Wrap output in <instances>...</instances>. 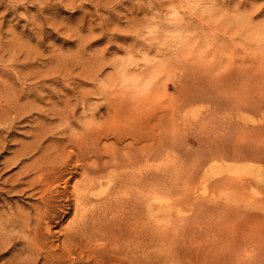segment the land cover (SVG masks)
Masks as SVG:
<instances>
[{
	"label": "rangeland",
	"instance_id": "374dc122",
	"mask_svg": "<svg viewBox=\"0 0 264 264\" xmlns=\"http://www.w3.org/2000/svg\"><path fill=\"white\" fill-rule=\"evenodd\" d=\"M31 1L5 18L2 14L9 0L0 3V20H4L0 24V58L14 68L10 71L13 79L19 73L36 83L49 75L50 81L58 80L53 84L58 91L64 83L70 84L69 91L37 102L48 115L38 111L29 115V119L37 118L35 123L22 118L5 141L6 150L1 147L6 131L0 134V220L7 211L5 197L12 198L9 204L28 207L40 195L27 187L29 178L22 181L23 192L2 189L4 180L20 169L4 167L6 159L22 142L35 140L38 121L48 124L50 131H44L34 157L42 156V166L47 168L62 159L73 162L77 139L98 121L104 157L122 147L121 151L133 145L148 147L155 142L151 135L163 133L178 139L181 151L167 144L163 151L137 164H170L174 170L168 172V178L173 179L178 174L176 167L185 160L187 172L196 170L195 176L192 181L177 182L173 194L185 187L208 195L219 191L220 182L211 184V171L193 165L215 138L254 146L260 153L237 161L213 154L208 164L227 167L234 161L246 175L259 178L264 171V0H36L34 5ZM37 90L46 92L42 86ZM84 95L89 97L86 107ZM62 98H70L67 102L72 110L66 114L70 120L59 113L67 105ZM98 105L94 117L91 107ZM131 131L142 138L136 141L132 133L121 139L118 136ZM91 140L86 138L89 144ZM156 181L150 178L147 190H159ZM132 186L137 188L135 183ZM263 194L261 184L248 189L243 197ZM190 203L187 200L183 206ZM74 207L72 200L63 226ZM213 220L216 231L228 234L219 239L223 249L232 246L231 234L262 226L259 218H235L221 210L213 214ZM51 240L59 243L56 236ZM243 250L246 255L252 251L251 247ZM8 256L4 254L2 260Z\"/></svg>",
	"mask_w": 264,
	"mask_h": 264
},
{
	"label": "bare ground",
	"instance_id": "6f19581e",
	"mask_svg": "<svg viewBox=\"0 0 264 264\" xmlns=\"http://www.w3.org/2000/svg\"><path fill=\"white\" fill-rule=\"evenodd\" d=\"M4 1L0 0V3ZM26 1L9 0L2 18L10 12L17 13ZM35 2L31 1V4ZM45 5L41 6V11ZM2 23L3 19L0 20ZM100 68L96 69L97 73ZM11 70L14 68L4 64L0 58V134L6 131L0 139L5 150V141L14 134L13 129L22 118L35 123L37 118L29 119V115L36 111L42 115L46 111L39 108L37 102L51 98L55 93L60 95L61 91H69L70 84L64 83L58 91L53 87L58 80L50 81L49 75L32 83L19 73L13 79ZM32 73H35L34 68ZM38 86L46 92H39ZM67 98H62L67 105L59 109V113L61 118L70 120L66 114L72 109L67 102L70 98ZM88 98L82 96L84 107ZM98 108L99 105L91 107L94 117ZM4 119L9 121L2 123ZM97 122L96 125L91 123L94 126L79 135L77 142L75 139L78 151L71 163L62 159V162L47 168L42 166V156L34 157L40 148L42 135L48 129V124L39 121L33 134L35 140L22 142L23 145L6 159L4 167L12 169L19 166L20 169L4 180L2 189L23 192L26 188L21 186L24 184L22 181L29 178L27 187L32 191L37 189L40 195L37 200L28 202V207L9 204L12 198H4L7 211L0 220V264H264V194L259 198L243 197L248 189L261 184L264 186V171H260L258 179H253L234 162L247 154L260 153L257 147L231 144L215 138L193 165L195 169L211 171V184L220 182L219 191L208 195L185 187L173 194L177 182L180 185L192 181L195 176L196 170L187 172L185 160L176 167L178 174L173 179L168 178V172L173 168L170 164L155 167L137 164L141 159L160 153L167 144L179 148L181 143L178 139H170L163 133L151 135L155 142L148 147L133 145L121 151L122 147L119 151L111 150V155L104 157ZM131 133L136 141L142 138L132 131L118 136L121 139ZM87 137L93 139L90 144ZM213 154H221L234 161L227 167H216L208 164V157ZM87 158H91L90 162ZM64 166L67 168L63 169ZM110 166L113 168L109 169ZM67 173L69 175L64 180ZM150 178L157 180L155 186L159 190H147ZM8 186L10 188L7 189ZM33 195L34 192L27 197ZM72 200L75 205L73 214L63 226ZM187 200L191 203L183 206ZM218 210L235 218H259L262 226L231 234L232 246L220 248L219 239L228 234L216 231L214 227L213 214ZM58 226L61 228L56 230ZM55 236L58 244L51 240ZM245 247H251V254L244 253ZM4 254L9 256L2 260Z\"/></svg>",
	"mask_w": 264,
	"mask_h": 264
}]
</instances>
